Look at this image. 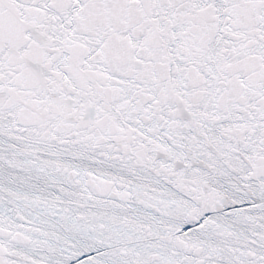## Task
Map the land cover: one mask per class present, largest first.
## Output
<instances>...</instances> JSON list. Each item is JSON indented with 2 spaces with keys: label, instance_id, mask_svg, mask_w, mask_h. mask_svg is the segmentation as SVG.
Returning a JSON list of instances; mask_svg holds the SVG:
<instances>
[{
  "label": "snow or ice",
  "instance_id": "1",
  "mask_svg": "<svg viewBox=\"0 0 264 264\" xmlns=\"http://www.w3.org/2000/svg\"><path fill=\"white\" fill-rule=\"evenodd\" d=\"M0 264H264V0H0Z\"/></svg>",
  "mask_w": 264,
  "mask_h": 264
}]
</instances>
